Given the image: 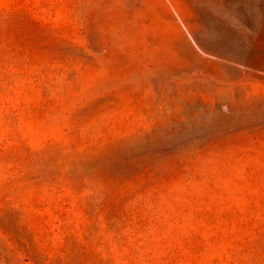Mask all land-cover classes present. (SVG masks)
I'll use <instances>...</instances> for the list:
<instances>
[{
    "label": "rangeland",
    "instance_id": "rangeland-1",
    "mask_svg": "<svg viewBox=\"0 0 264 264\" xmlns=\"http://www.w3.org/2000/svg\"><path fill=\"white\" fill-rule=\"evenodd\" d=\"M0 264H264V0H0Z\"/></svg>",
    "mask_w": 264,
    "mask_h": 264
}]
</instances>
